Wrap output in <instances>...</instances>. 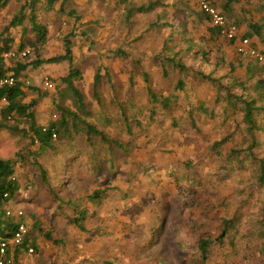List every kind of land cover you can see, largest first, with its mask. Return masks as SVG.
I'll list each match as a JSON object with an SVG mask.
<instances>
[{
	"label": "rangeland",
	"instance_id": "rangeland-1",
	"mask_svg": "<svg viewBox=\"0 0 264 264\" xmlns=\"http://www.w3.org/2000/svg\"><path fill=\"white\" fill-rule=\"evenodd\" d=\"M24 1L0 0V44L3 38H14V45L20 43L22 26H11V21ZM141 1L147 0H139L136 4ZM192 1L164 0L160 4L154 1L152 9L143 13L135 11L132 17L135 19L127 22L125 15L130 2L68 0L67 9L75 8L76 16L81 14L80 21L75 22V16L58 14L57 6L47 10L46 0H40L37 5L39 17L50 30V39L40 54L47 58L63 53L66 34L71 29L77 31V36L69 38L73 42L75 60L85 75L80 89L90 103L91 112L87 117L110 136L120 138L130 153L127 157L120 154L114 168L109 165V160L104 159L103 169L90 170V149L85 148L81 140L84 135L76 134L80 139L77 146H83V155L77 158L69 152L70 146L60 135L54 137L58 149L50 148L38 154L40 145L37 141L32 143L30 122L24 116L11 117L12 130L0 132V156L16 162L15 174L21 189L9 204L14 209L24 210L31 239L37 245L32 254L23 251L21 264H105L107 260L119 264H264V187L256 180L260 166L255 159L264 156V112L257 114L263 130L257 131L259 144L251 152L252 157L240 155L245 160L243 168L227 166V152L243 145L245 140L249 143L251 139L246 136L236 134L233 139L231 135L227 144L212 149L206 137L197 136L193 129L183 124V127H176L171 123V114L163 113L162 105H158L161 113L149 127L147 125L152 111L147 91L149 84L158 92L179 94L181 103L171 112H175V118H179L177 121L189 118L184 93L174 88L178 77L171 72L170 77L163 76L165 68L154 57L162 48L164 36L177 26L187 25L186 34L179 29L176 31L181 42L186 37L200 39L206 33L204 28L194 33L185 20L186 15L198 14L191 5ZM157 7L164 10L161 17L163 20L168 18L169 23L150 27L155 21ZM56 19L62 21L61 26ZM228 21L235 25L230 19ZM211 46L213 53L208 62L196 59L194 54L184 50L179 54L196 69L201 67L205 72L215 71L217 76H223L224 70L220 71L212 64L215 59L223 62V43L212 41ZM12 48L16 49L15 46ZM120 48L127 52L126 56L115 53ZM36 58L37 52H33L24 60ZM257 64H254L255 74L247 77L248 81L244 80L251 92L255 82L253 77L257 78L256 81L263 78L261 66ZM68 71L67 63L29 67L24 78L27 86L24 100L28 102L40 95L35 108L38 124L48 126L52 119L59 117L55 99L72 103L71 99L61 95L63 84L60 78ZM96 73L99 74V97L94 94ZM146 74L149 81L145 79ZM129 75L133 77L134 86L128 80ZM46 80L54 82L53 89L46 87ZM187 83L188 86L194 85L195 93H189L191 99L205 100L207 107L212 109L217 98L213 84L200 83L195 77L188 79ZM220 106V103L216 104L215 112H220ZM122 112H127L134 135L127 132ZM200 118L205 129L216 131L218 139L237 131L236 124L229 120L220 126L215 119L212 121L203 115ZM236 118L241 120L242 116L236 115ZM138 121L144 126L138 125ZM66 156L68 166L63 167ZM40 166L47 170L50 183L42 182ZM186 169L195 177L213 170L223 177L210 184L206 183L205 175L204 184L197 180L178 179L174 172ZM60 179L65 181L64 186L57 185ZM186 184L195 185V191L185 192ZM51 185H55L54 192L62 194L64 200L59 202L56 199ZM96 188H107V191L100 201L90 203L87 230L82 231L72 223L70 215L73 212L67 208L66 201L70 196L82 198L81 195L92 193ZM163 218L166 228L160 236L156 230L161 227ZM227 220L234 221L233 227L222 243L211 245L210 255L204 262L198 239L216 238ZM45 233H49L52 239Z\"/></svg>",
	"mask_w": 264,
	"mask_h": 264
},
{
	"label": "trees",
	"instance_id": "trees-1",
	"mask_svg": "<svg viewBox=\"0 0 264 264\" xmlns=\"http://www.w3.org/2000/svg\"><path fill=\"white\" fill-rule=\"evenodd\" d=\"M122 2H130L126 9L125 18L128 20H134L132 17L135 15V11H147L154 7V1L160 4V1L163 3L164 0H147L138 2L136 1H128V0H119ZM240 0H222L219 3L213 1V3L220 8V11L223 12L226 16L228 12L233 10V4L239 2ZM68 0H46V8L47 10L53 9L54 6L58 7V14H62L67 17H74L75 22L80 21L81 14L76 16V9H67ZM40 3V0H25L21 5V8L17 15H14L11 21V26H22L23 34L21 37V41L19 44H15L14 38H3V43L0 44V53L2 51H10L15 50L18 54L22 52L24 49H30V52L24 57H16V58H4L0 55V77H12L14 79L13 84H4L0 85V103L3 105L0 107V132L6 131L8 129L12 130L10 127V119L13 118V115L24 116L30 122V131L32 133V143L34 144L36 141L39 143L40 152L38 154H43L46 150L50 148L56 149L57 146L54 145V133L60 135L61 138L64 139V143L70 146L69 152L71 154H75L73 157L77 158L80 155H83L82 147H87L90 152V170L92 169H103L102 160H109L111 164H109L112 168L116 166L115 160L119 157V155L128 156L129 149L128 146L120 140V138H116L110 136L106 130L103 128H99L92 120H90L87 115L90 114V103L86 100L85 93L80 89V83L84 80L85 75L83 71L80 69L79 65L75 60V52L73 48V42L69 38L71 35L77 36V31L75 29H71L68 34H66L67 38L65 39V50L63 53L58 55L49 56L44 58L40 54V50L46 45L48 40L50 39V30L48 25L41 20L39 17V13L37 10V5ZM165 5V4H164ZM160 8V7H159ZM156 9V18L155 21H152V25L150 27H161L162 25H167L168 18L163 20L160 16V13L157 12L159 9ZM200 9V8H199ZM197 18L202 21L203 19H207L210 21V17L208 14L203 12L202 10L196 11ZM56 23H59L58 26H61L62 21L55 20ZM171 23V22H170ZM211 23V22H210ZM228 24L231 25L228 21ZM172 26V24H171ZM251 31L247 35H243V37L251 38L253 35L260 34L262 24L261 23H252L250 25ZM177 29L179 31L188 32L187 25L184 24L182 26H177L175 29L171 30L167 36H164L162 48L154 57V60L160 62L165 70L163 71V76L170 77V72L175 74L178 79L174 83L175 91H182L184 93V101L187 100V114L189 115L188 119L179 120V118H175V112H171L175 106L178 105L180 101L179 94H174L173 92H167L161 90L158 92L153 89L150 84L148 85V94L151 100V119L148 122L149 124L154 121L158 114V105H162L163 113L171 114V123L175 124L176 127H190L193 129V132L197 136H204L207 139V143L211 142V148L215 149L220 145H224L228 143V138L233 135V139H235L236 134H241L243 136L248 137L250 140L249 143L246 140L243 142L244 144L238 147L231 148L227 153H229V164L227 166H231L232 168H243L245 166V160H242L240 155L244 154L245 156L252 157L254 147L259 144V139L257 137V131L263 130V126L259 123L257 119V114L264 112V105H259L257 98L252 94L251 90L247 88L246 82L241 80L240 76H235V65L233 63L230 64V68H226L227 61L223 58V62L219 60H212V64H216V68L218 70H224V75L217 76L214 72H205L203 68L196 69L194 66H191L182 58V54H179L180 51H185L191 54H194V57L199 60H205V62L210 61L211 54L213 53V46H211V42H219L222 36L220 28L214 25L204 26L206 29V33L200 37V39L194 40V38H187L184 41H180L179 34L176 33ZM182 32V33H183ZM184 34V33H183ZM82 34L80 35V37ZM188 36V35H187ZM179 40H177V39ZM226 39V38H225ZM227 40V39H226ZM230 42H233L230 41ZM183 43V44H182ZM198 47H195V46ZM16 49H13L14 47ZM217 47V46H214ZM116 51L118 55H127V52L121 50ZM33 52H37V58L31 61L24 60ZM152 57V58H153ZM18 59V60H15ZM245 59L248 62L252 61L251 57L240 53L239 63L243 64ZM12 60V63L8 62ZM244 60V61H243ZM254 60V59H253ZM59 63H67L69 66V71L65 76L60 78V82L63 84V91L61 95L63 98L71 99L72 103L69 104L66 100L62 101V98L59 100L55 99V104L57 109L60 111V115L57 118L52 119L48 126H44L42 124L37 123L35 108L40 102V95L35 98H31L30 101L25 102L26 93V83L24 82V78L26 77V73L29 67L38 68L44 64H59ZM257 63V62H256ZM233 66V67H232ZM121 72V70H120ZM249 73H253V70L249 67ZM165 74V75H164ZM95 75V97L98 96V76ZM230 78L227 82L224 78ZM147 77V78H146ZM195 77L200 83L210 82L214 86V93L217 96L215 98V102H213L212 109L207 107V102L205 100H193L191 99L190 94H194V85L188 86L187 80ZM145 79L149 81L148 74H146ZM128 80L131 85L134 86V80L132 76H128ZM259 87H264V79H260L257 82ZM36 89V88H34ZM237 89V90H236ZM190 93V94H189ZM215 96V97H216ZM182 100V99H181ZM195 101V102H194ZM217 103H220V112H215V106ZM161 110V108H160ZM159 110V111H160ZM83 113L82 114H80ZM124 116V120L126 121L125 125L127 132L130 135H134L131 129V123L127 116V112H122ZM200 115L205 116L206 119L214 121L217 120L218 124L221 126L225 121L234 122L236 124L237 131H232L228 135L223 136L218 139V135L214 129H205L204 123L200 122ZM236 115L242 116L241 120L236 118ZM203 120V119H202ZM264 121V115H263ZM138 125L144 126L142 122L138 121ZM183 124V125H182ZM84 135V140H82L81 147L77 146L78 141H80L79 137L76 134ZM131 143V140L128 142ZM247 143V144H246ZM87 144V145H86ZM71 148H75L72 150ZM58 149V148H57ZM211 150V149H210ZM61 153L62 150H61ZM226 153V154H227ZM60 154V151H59ZM226 157V156H225ZM237 158L241 160H237ZM259 161L260 166V175L257 174L256 180L260 182V184L264 187V156L262 158L256 157ZM69 162V158L64 157L62 166L67 167ZM16 162L13 159L3 158L0 156V206H6L8 202H10L20 191L21 186L18 180L15 170ZM89 163V162H88ZM97 166V167H96ZM195 168V167H194ZM41 169V180L42 182L50 183L48 179L47 170ZM193 169V168H190ZM187 170V169H186ZM179 170L174 172L178 179H188L190 181H196L199 184H204L203 175L206 176L208 184L213 183L212 181L220 180L223 175L219 174L218 171L213 170L212 172L204 171L203 174L192 176L189 170ZM183 173V175H182ZM217 175L220 178H216ZM197 178V179H196ZM58 180V179H57ZM187 180V181H188ZM60 182H57V185L64 186L65 181L60 179ZM62 181V182H61ZM186 181V180H185ZM62 184V185H61ZM55 186V185H54ZM51 185L52 192L55 190ZM195 185L186 184L184 191L190 193L192 190L195 191ZM107 188H96L92 193L81 195L82 198H73L70 196L66 205L67 208H70L73 212L70 215L72 223L78 229L82 231L87 230L86 221L90 217V203L93 201H100L104 194L106 193ZM55 193V197L57 200L62 201L64 198L62 194ZM195 192H192L194 194ZM179 194V193H178ZM180 195V194H179ZM264 201V197H263ZM168 211V208L166 209ZM165 216V215H164ZM27 220V219H25ZM18 223L17 217L14 216H2L0 215V230L5 235H10L15 230ZM234 221L227 220L225 226L222 228L220 234L216 236V238H205L200 237L198 239V246L201 252V259L205 262L207 261L210 252L211 245L213 243H222L229 234L230 229L233 227ZM29 224V222H28ZM166 228L165 220L163 218V222L161 223V227L157 229V233L161 236L164 233V229ZM47 238L52 239V236L49 233H45ZM146 235V234H144ZM145 238V237H144ZM143 238V239H144ZM145 241V239H144ZM55 242H57L55 240ZM32 246L34 248L37 247L36 242L31 239V231L28 233L26 238L24 239L21 245H18L13 248V254L15 260L18 264H21V255L23 251L28 252V248ZM12 249V248H11ZM10 249V250H11ZM35 250V249H34ZM105 264H119L112 260H107Z\"/></svg>",
	"mask_w": 264,
	"mask_h": 264
},
{
	"label": "built area",
	"instance_id": "built-area-1",
	"mask_svg": "<svg viewBox=\"0 0 264 264\" xmlns=\"http://www.w3.org/2000/svg\"><path fill=\"white\" fill-rule=\"evenodd\" d=\"M213 1L219 3L222 0H196L200 10L210 17L211 24L220 28L222 36L229 41L239 40V44L237 45L238 52L250 56L259 63L264 73V50L252 45L251 38L240 36L238 27L228 24L227 16L220 11V8ZM29 52L30 49H24L19 54L15 50H10L2 51L0 55L8 59L24 57ZM13 83L14 79L12 77H0V85ZM45 85L47 88L53 89L54 82L46 80ZM54 137H56V133H54ZM0 215L6 217L14 216L18 219L17 226L12 234L5 235L0 230V264H18L13 254V248L21 245L30 231L28 221L25 220L26 214L23 209H14L8 202L6 206H0ZM33 252L34 247L30 246L27 253L32 254Z\"/></svg>",
	"mask_w": 264,
	"mask_h": 264
},
{
	"label": "crops",
	"instance_id": "crops-1",
	"mask_svg": "<svg viewBox=\"0 0 264 264\" xmlns=\"http://www.w3.org/2000/svg\"><path fill=\"white\" fill-rule=\"evenodd\" d=\"M134 1L137 2L139 0H134ZM191 5L193 8H195L196 11H200L196 0H193ZM148 11L149 10H147V12ZM143 12L145 11H141L139 13H143ZM157 12H159L161 16V14L164 13V10L159 8ZM155 14H156V10H155ZM226 14L228 16V20L230 19V22L235 24L238 27L240 36L247 35L249 31H251L250 25L252 23H257V22L261 23L262 24V29L260 32L261 35L256 33L255 35L251 37V40H252V45L264 50V0H240L237 3H234L233 10ZM185 20L188 22L189 27H191V30L194 31V33H196L197 31H201L204 28V26L207 27L211 25L209 20L203 19L201 21L199 17L197 18V16H195L194 14L186 15ZM220 41L223 43L222 50L224 51V58L226 59V61H228L226 68H230L231 67L230 64L234 62L233 64L235 65V69L237 70L234 75L236 76L238 74L237 76H240L241 80L248 81L246 78L252 77V75L255 74L256 68L254 67V64H257V63L254 61L248 62L247 59H245V61L243 60L244 61L243 64L239 63L240 53L238 52V49H237L239 40L230 42L229 40H226L225 38L221 37ZM213 65H216V64H213ZM249 67L253 70V73L248 72ZM260 70L262 71V68H260ZM225 78L227 82L232 81L230 80V78H227V77ZM256 79L257 78L253 77V81L255 82H253L254 89L252 91V94H254L257 100H261L259 101L261 103H258L259 105H264V87H259L257 85L258 80L256 81ZM262 79H264V73H263ZM255 85H257V87ZM1 104L3 103H0V105Z\"/></svg>",
	"mask_w": 264,
	"mask_h": 264
}]
</instances>
